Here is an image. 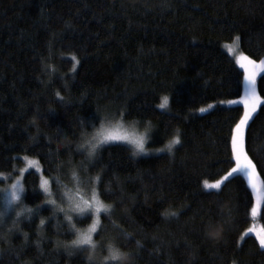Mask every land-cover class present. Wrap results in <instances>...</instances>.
<instances>
[{
  "label": "trees",
  "instance_id": "1",
  "mask_svg": "<svg viewBox=\"0 0 264 264\" xmlns=\"http://www.w3.org/2000/svg\"><path fill=\"white\" fill-rule=\"evenodd\" d=\"M226 44L257 63L264 59V0H0V188L23 170L24 202L41 203L34 191L41 173L27 167L29 160L63 166L52 175L68 188L76 170L101 176L100 190L111 193L101 199L115 209L111 220L130 234L121 241L132 264H264L256 231H248L264 229V70L245 133L256 191L243 173L229 177L219 194L203 187L234 166L229 129L243 113L242 104L222 102L245 86ZM165 95L169 110L157 107ZM208 104L213 108L199 111ZM118 109L128 114L117 116ZM97 116L150 121L149 151L134 154L128 144L109 142L95 166L85 162L77 153L80 123L94 124ZM177 129L182 144L172 154L155 151ZM50 216L42 209L0 240V264H89L87 251L66 250L75 237L63 217ZM209 220L223 226L222 238L205 234ZM101 223L106 236L117 235L103 214Z\"/></svg>",
  "mask_w": 264,
  "mask_h": 264
},
{
  "label": "snow or ice",
  "instance_id": "2",
  "mask_svg": "<svg viewBox=\"0 0 264 264\" xmlns=\"http://www.w3.org/2000/svg\"><path fill=\"white\" fill-rule=\"evenodd\" d=\"M239 40V36L235 37L236 42H239ZM71 59L73 61V71L75 72L79 60L75 55ZM236 63L243 69L246 90L244 97H241L239 100L229 101V103L243 105L242 115L239 116L234 127L229 129V143L232 154L229 163H234V166L220 180L215 181V183L210 184L208 181H204L203 183L204 189L217 190L216 194L222 191L224 182L235 173H243L247 176L248 183L253 191L257 189L256 166L245 151V133L257 105L260 103V97L255 94V83L257 70H264V59H260L259 63H257V60L251 59L241 53L237 57ZM55 95L63 102L64 98L59 91ZM168 104L169 97L165 95L161 98V103L157 107L169 110ZM211 108H213V105L208 104L207 108L202 107L199 111L207 112ZM127 114L126 110L121 109H118L115 113V115L121 117ZM96 119L100 120L99 128H95V124H85L83 121L80 123L81 130L77 142V153L84 156L85 162L95 166L98 150L111 141L128 142L133 146L134 154H146L149 151L146 148V140L151 129L150 121L146 125L144 133L126 130L121 133L119 129L124 127L121 121H117L113 125L108 117L97 116ZM89 127L95 128V131L89 132L87 130ZM181 144V133L177 129L176 134L168 141L165 148H157L155 151H167L169 154H172L175 147ZM41 159L45 158L41 157ZM29 164L30 166H36V171L41 173L39 186L34 191L42 194L44 199L34 207H29L24 202L26 189L22 178L18 176L12 179L11 175L5 177L6 180H12V183L4 188H0V202H2V206H0V240H6L9 233L20 231V225L25 221L32 223L34 218L40 216L43 209L51 213L48 220L63 217L61 224L66 227L68 234L75 237L69 244L65 245L66 250L70 253L71 251H87L89 253V264H97L96 256L98 252L101 254L99 264H132L134 254L124 251L123 249L127 247V244L121 241L122 236L126 237L130 234L119 229V226L115 225V221L111 220L115 209L113 205L106 204L101 199L102 196L108 198L111 195L108 191L100 190V186L103 183L101 176L84 179L74 171L71 175L74 187L68 188L67 185L62 183L59 175H52V172H63V166L52 169L49 165L48 168H43L40 166L39 160H31ZM81 170H83V165H81ZM21 171L23 172V170ZM43 172H48V176H44ZM259 197H264V189L258 193ZM256 212L257 206H253V216H255ZM102 214L118 229L117 235L109 237L104 234L106 230L105 226L101 223ZM163 215L177 216L178 213L166 211ZM9 223L11 226L7 227L5 231L4 229ZM78 225L80 226L78 227ZM45 226L46 219L40 218L39 228L42 229ZM204 230L205 234L211 239L222 238L224 231L221 224L212 222L211 220L204 223ZM248 231H255V229H249ZM23 235L25 240H27L28 234L23 233ZM94 237H99V239H94ZM257 238L259 246L264 248V229H261L257 233ZM241 239H243V236H241ZM137 244H139V241H137ZM232 264H237V261H233Z\"/></svg>",
  "mask_w": 264,
  "mask_h": 264
},
{
  "label": "rangeland",
  "instance_id": "3",
  "mask_svg": "<svg viewBox=\"0 0 264 264\" xmlns=\"http://www.w3.org/2000/svg\"><path fill=\"white\" fill-rule=\"evenodd\" d=\"M234 44H226V46H225V48H226V50H227V52H229V54H231L232 55V57L234 58V60H235V62H236V59H237V57H239L240 55H241V53L242 52H240L237 48H236V46L234 47L233 46ZM238 64V63H237ZM239 65V64H238ZM240 67V66H239ZM262 70H257V74H256V77L258 76V74L261 72ZM245 86L243 87V89H242V92H241V94L238 96V97H236V98H232V99H228V100H224V101H222V102H224V103H226V104H233V103H229V101H234V100H239L241 97H244L245 96ZM255 94H256V92H255ZM257 95V94H256ZM260 101H261V99H260ZM205 108H207V107H205ZM107 117V116H106ZM111 121H112V124L113 125H115L116 124V122L117 121H121L122 122V119L120 118V117H117V116H113V117H108ZM123 123V128L122 129H119V131L121 132V133H123V131H129V132H132V131H136V132H138V133H144L145 132V130H146V125L147 124H144V125H142V124H140V123H138V122H131V123H125V122H122ZM95 124V128H99V126H100V120H98L96 123H94ZM151 127H152V125H151ZM95 128H92V130L90 131V132H94L95 131ZM115 130V129H114ZM151 131V130H150ZM150 131H149V133H148V138H147V140H146V148H150V145H149V137H150ZM111 142H121V143H125V144H128L129 146H131L132 148H133V146L131 145V144H129L128 142H126V141H111ZM29 161H31V160H29ZM29 161L27 162V167H30V164H29ZM32 167H34L35 169H36V166H32ZM230 171V170H229ZM76 173H77V175H79L80 177H82V178H84V179H87V177H92V176H90L89 174H87V173H85V172H79L78 170H76L75 171ZM22 171H21V173H19L18 174V176L20 177V176H22ZM227 174V173H226ZM226 174H224V175H226ZM71 175H72V173H71ZM71 175H70V178H71ZM224 175H222L221 177H223ZM17 175L16 176H13L12 177V179H15L16 177H18ZM221 177L218 179V180H220L221 179ZM72 180V179H71ZM217 181V180H216ZM74 182V181H73ZM12 183V180H10L4 187H6L7 185H9V184H11ZM208 183H215V181H210V182H208ZM3 187V188H4ZM0 206H2V202H1V205ZM255 231H256V234L258 233V232H260L259 231V229H258V226L256 227V229H255Z\"/></svg>",
  "mask_w": 264,
  "mask_h": 264
}]
</instances>
